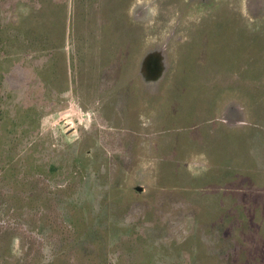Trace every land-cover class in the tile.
Masks as SVG:
<instances>
[{"label": "rangeland", "instance_id": "obj_1", "mask_svg": "<svg viewBox=\"0 0 264 264\" xmlns=\"http://www.w3.org/2000/svg\"><path fill=\"white\" fill-rule=\"evenodd\" d=\"M133 2L0 0V74L27 86L12 109L8 96L0 103L11 116L0 139V264H159L166 252L169 264H264V43L245 46L217 21L189 26L193 47L179 53L178 67L195 74L178 81L193 88L165 94L171 99L156 111L147 101L134 129L118 109L112 123V105L122 101L108 96L120 85L90 62L102 49L111 62V50H129L125 63L134 66L144 27L108 18ZM20 6L29 28L16 26ZM174 29L163 24L161 34ZM195 35L205 36V57ZM21 100L28 113H18ZM76 103L94 118L66 136L57 122ZM140 129L153 137L139 139ZM138 172L154 178L142 195L131 188Z\"/></svg>", "mask_w": 264, "mask_h": 264}, {"label": "flooded vegetation", "instance_id": "obj_2", "mask_svg": "<svg viewBox=\"0 0 264 264\" xmlns=\"http://www.w3.org/2000/svg\"><path fill=\"white\" fill-rule=\"evenodd\" d=\"M145 1L146 0H135L132 4L133 7H130V10H122L121 7L126 5V3L122 2L120 10L124 12V15L116 16L109 14L108 17L112 25L133 24L136 26L138 25L140 29L143 27L145 29L139 41L140 52L138 53L136 60L133 59V65H136V68L134 66L131 67L129 81L122 86H119L117 89H112L113 91L111 92V95L114 94L116 99L121 97L118 98L119 100L117 101H122L121 105L114 103L113 105L116 107L113 109L120 110L122 113L120 120L125 122L129 121V125L133 123V129L135 128L134 125H136V123L132 121L136 118L137 122V118H139L137 117L138 115L140 116V119L143 117L141 109L144 111V106H146L147 101L151 104L150 108L156 111L159 107L161 109L163 104H167V100L171 99L173 90H191L190 88H193V85L179 83L178 81L184 78L187 79V76L191 73L195 74L190 72L189 67H178L180 58L179 53L182 54L183 58L189 54V48L193 47L191 45L193 44V40L190 38V35L195 32V29L192 28L189 30V26H194L195 28L198 25H203L206 27L208 26L209 21H217L219 25L223 23L224 26H231V32L236 34L240 33L242 38L241 44H244L245 46L252 44L255 40H260L264 43V36L259 34L264 33V0H261L260 2L246 0L244 3L242 0H184L183 4L175 3V0L173 3L167 2L166 0H156L155 3H148ZM116 10H119V8ZM113 11L114 10L112 9V12ZM169 20L172 22L175 29L171 33L162 36L161 26L170 23L168 22ZM157 26L158 29L156 28ZM249 30H252L254 34H249ZM193 37L197 46H200L202 43L201 40L205 38V36L201 35H195ZM200 47L202 52L199 55L205 57L206 53L203 47ZM262 49H264V45ZM230 56L234 57L233 55ZM239 57L241 58L243 56ZM170 92L171 96L168 98L165 94L169 95ZM109 97L111 96H108V98ZM140 104L142 106L141 108ZM220 104L221 103H219V105ZM135 106H138V108L129 112V109L132 107L135 108ZM231 108L233 109L235 107ZM233 110L234 113L229 116L236 119L237 112L235 109ZM222 116H224V119L221 121L226 123L225 115ZM93 118L94 114L92 112L85 110L83 107L77 105V103L70 104V108L64 113H61V118L60 121L57 122V127H60V129H62L61 131L64 132L66 136H70V134H76L78 128L86 126ZM143 122L144 121L142 120L140 123ZM229 122L232 123L235 122V120H229ZM153 124L154 120L151 121V125ZM157 124L159 123L156 122V125ZM144 130H147V128ZM140 132L142 133L143 130L140 129L138 133L137 137L139 139H141V137H153V132H145L142 135ZM138 165L136 166L137 169L142 171L146 170ZM133 169L135 170V168H132L130 171L133 172ZM147 169H149V171L154 170L153 167ZM202 170L205 169L203 168ZM138 173L140 177L134 181L135 184L131 188L139 195H142L150 188L155 187L154 178L152 176L150 177V183L148 178L146 179L140 174L141 172ZM194 179L196 178L194 177ZM204 179L208 181L206 174L201 176V180ZM195 185L196 184L193 185V189L191 188L193 192L198 191L195 188ZM223 230L219 229L217 231L220 234L221 239L225 238L223 237ZM210 232L211 231H208L209 234H211ZM211 238L214 239L213 243H215L216 241L213 235H211ZM225 245L218 246L220 254ZM227 246L228 249H230L229 246L231 245L229 244ZM196 263V258L189 260V264Z\"/></svg>", "mask_w": 264, "mask_h": 264}, {"label": "crops", "instance_id": "obj_3", "mask_svg": "<svg viewBox=\"0 0 264 264\" xmlns=\"http://www.w3.org/2000/svg\"><path fill=\"white\" fill-rule=\"evenodd\" d=\"M14 8L15 7H12L11 15H10V18L12 21L15 20V18H14L15 14L14 13H16V11H15L16 9L14 10ZM18 11H19L18 15L21 16V19H23V21L22 22L16 21V23H17L16 26L24 28V25L26 24L27 27L29 28L31 26V24H29V21L27 19L31 14L30 15H28V14L24 15V12L28 13V8L24 9L22 6H20V8H17V12ZM18 20H20V18H18ZM125 39L127 40V38H125ZM100 42H102V40ZM97 54L100 55L101 59H97L94 62H90V66L92 68L98 69L101 73H103V72L112 73L113 82L116 85L119 84L120 86H122L123 84H125L129 81V72H127V70H130L129 67L131 68V66H130L131 62L129 60L128 61L129 64L125 63V57H128V56L130 57L129 50L126 52L123 51V55L120 53H117V54L113 53L111 50V54L109 53V55H112V59H111L112 62L106 58H103V56H105V52L103 49L101 51L99 50V52H97ZM136 57H138V54H136ZM133 64H134V62H133ZM103 66L105 67V69H102ZM119 80H121L122 82H119ZM74 89H76V88H74ZM115 89H117V88H115ZM111 97L114 98L115 97L114 94H112ZM112 106L114 108L116 107L114 105H112ZM114 112H115V110L113 109L111 115H109V116H111V122L118 121V119L114 115Z\"/></svg>", "mask_w": 264, "mask_h": 264}, {"label": "trees", "instance_id": "obj_4", "mask_svg": "<svg viewBox=\"0 0 264 264\" xmlns=\"http://www.w3.org/2000/svg\"><path fill=\"white\" fill-rule=\"evenodd\" d=\"M24 37H26V36H24ZM4 79H5V75L0 74V103L4 102L6 96H8V100H9L10 107H11L10 109H12L13 108V101H11V100L13 98V95H17L19 90H22V89H23V91L27 90V86H24L21 83L20 87H18V86L16 87V85H15L13 80H11L9 78V81H5ZM3 80L5 82H7L8 84H5V82H3ZM16 103H17L16 104V108H17L18 113H20L21 111H25V113H28L30 111V108L25 106V103H24L23 100H21V102H16ZM2 106L3 105L0 104V139L6 137L7 135H5V134L6 133L10 134V131H11V124L9 123L10 120L8 119V118L11 117L10 116V111L6 109V112H5L2 109L3 108ZM12 111L13 110H11V113H12ZM15 146H16V144H15ZM10 149H12V147ZM7 154H13V153H12V151H10ZM108 210H109V208H108ZM108 210L106 212H104V211L103 212L105 214H108ZM116 229L120 230V228L118 226H117ZM84 234H85L84 240L87 241L89 244H93L94 243V235H95L94 234V230L92 228H87L86 229V233H84ZM96 247H98V246H96ZM170 256L171 255L167 254V252H166V256L163 257L165 259L164 260H158L159 264H169L168 258H170ZM192 258H194V257H192Z\"/></svg>", "mask_w": 264, "mask_h": 264}]
</instances>
